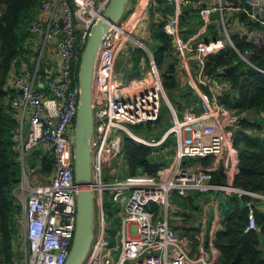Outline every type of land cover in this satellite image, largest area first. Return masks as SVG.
<instances>
[{"label": "built area", "instance_id": "built-area-1", "mask_svg": "<svg viewBox=\"0 0 264 264\" xmlns=\"http://www.w3.org/2000/svg\"><path fill=\"white\" fill-rule=\"evenodd\" d=\"M169 1L175 2L176 9L174 15L165 20L163 29L173 41L182 68H188L190 53L196 56L200 73L194 87L203 101V110H189L182 119L178 117L168 99L153 52L133 34L134 28L145 27L142 18L137 22L138 18L122 20L104 34L93 80L94 131L90 139L91 183L87 187L99 206V223L98 233L82 264H215L204 251L192 256L189 239L172 229L171 193L182 198L196 193L211 196L232 193L251 197L264 205V194L234 187L239 173L234 139L244 114L225 108L219 101L225 93L231 92V84L204 75L208 56L222 51L228 44L252 65L246 57L249 53L243 55L235 48L230 32L238 30L242 36H250L241 16L252 24L264 26V0H243L237 5H226L218 0L216 8L204 9L205 27L211 23L210 13L220 12L225 37L208 43L197 42L195 49L194 43L181 34V8L188 2ZM75 2L74 9L68 0L42 1L27 29L28 46L36 53V58L32 64L13 66L7 82V91L14 93L9 111L17 125L12 133L18 142L22 170V187L19 188L24 196L25 264H66L76 233L80 187L75 179L74 148L80 103L79 70L91 29L102 18L111 0ZM149 3L152 6L154 0ZM128 47L147 53L148 77L129 82L117 78L118 57L125 54ZM257 69L264 74V69ZM164 103L173 120L159 142L146 141L131 132L128 126L158 122ZM126 137L154 148L173 137V159L154 175L126 176L119 180L121 171L117 168L125 161ZM40 146L49 151L54 169L48 183L32 186L25 167L26 152ZM209 157L213 158L209 165L199 161ZM38 168L41 170L40 165ZM221 170L226 177L225 184L214 182ZM106 176L113 181L107 182ZM106 194L123 208L122 233L116 237L119 240L116 246L107 233L103 206ZM154 205L160 208L158 215L153 210ZM248 207L247 231H258L256 205L249 203ZM215 208L218 209V205ZM115 252H119L117 258Z\"/></svg>", "mask_w": 264, "mask_h": 264}, {"label": "trees", "instance_id": "trees-1", "mask_svg": "<svg viewBox=\"0 0 264 264\" xmlns=\"http://www.w3.org/2000/svg\"><path fill=\"white\" fill-rule=\"evenodd\" d=\"M42 1L0 0V264H18L16 248L21 239L24 222V208L17 196L22 181V170L17 151L18 142L12 133L17 125L9 111V102L14 97V93L10 94L7 91V82L13 66L20 68L23 63L32 64L36 58V53L28 46L27 29L29 23L36 17ZM185 1L188 2L187 5H198L199 0ZM223 1L226 5H237L243 0ZM203 4L202 2L201 7ZM165 9L168 10V7L166 6ZM194 15L195 13L188 8L182 10L181 27L191 26L196 20ZM240 18L248 27L249 33L256 31L264 33V26L252 24L243 16ZM164 23L165 20H160L152 29V40L158 45L153 52L154 59L158 69L165 70L162 80L170 102L176 106V109L181 110L183 107L178 100L179 97L186 106L191 105L195 97L188 91L184 94L180 93L181 96L176 95L179 91L176 62L167 63L168 59L174 57V44L164 32ZM231 40L238 52L243 55L249 53L246 57L252 65L246 63L228 44L222 51L208 56L204 75L229 82L231 92L225 93L219 99L220 104L227 109L235 110L240 115L244 114L240 117L234 139L239 154V173L234 180V187L264 194V74L257 69H264V40L263 43L256 44L239 33L231 35ZM138 49L136 55L139 61L143 57L148 59L147 53L143 49ZM161 121L162 116L155 124ZM174 146L173 137L160 146V149L141 145L126 137L124 154L127 176L156 174L160 168L168 165L163 162L162 153L166 149L174 153ZM159 156L162 157L161 160ZM199 161L209 165L213 162V158ZM37 165H40L45 175L50 176L53 172L54 162L50 155L36 159L32 167ZM214 182L226 183L222 170L215 175ZM198 197H201L200 193L194 198L188 196L180 200L182 205H189L193 210L199 211L201 206L194 202ZM217 198H219L220 219L219 227L213 237V246L220 253L219 264H264V205L251 197H240L232 193H218ZM249 203L256 205L258 231H247ZM153 210L158 215L160 208L154 205ZM184 234L190 237L192 248L197 252L201 244L200 229L197 226L190 227L184 230ZM208 244L207 234L204 246L208 248Z\"/></svg>", "mask_w": 264, "mask_h": 264}, {"label": "crops", "instance_id": "crops-1", "mask_svg": "<svg viewBox=\"0 0 264 264\" xmlns=\"http://www.w3.org/2000/svg\"><path fill=\"white\" fill-rule=\"evenodd\" d=\"M68 1L71 4L70 0H68ZM131 1L132 0H130V2ZM130 2H129V4H130ZM149 2H152V0H133L132 9L128 15V18L123 19V20H128L130 18H133V19L138 18L136 20V22L139 21L140 18H142L144 20L143 22L145 24V27H143V28L136 27L133 30V34L136 33V36L142 40H144V38H148V39L152 40V29H153V27H155L156 24H159L160 20L169 19L172 15H174L175 9H176V4L174 1L172 2L169 0H154V4L152 6L150 5ZM200 2L204 3L202 7L199 4ZM72 3H73V5H71V6L74 7V9H75L76 8L75 0H72ZM129 4H128V6H129ZM217 5H218V0H199L198 5H196V4L187 5L186 4L185 6H183L181 8V11L182 10L184 11L185 8H188L195 13L194 16H195L196 20H194L193 24L189 27H184V28L181 27L182 36L184 38L186 36L187 38H185V39L191 40L192 43H194V46H193L194 49H195V43H197V42L208 43V42L218 40V39L225 37V33H224L222 23H221L220 12L210 13L209 16L211 19V23L209 25H207L206 27H205L204 22H203L202 11L204 9L209 10V9L216 8ZM166 6L168 7V10L165 9ZM38 11H39V9H38ZM145 21H147V23ZM256 32H258V31H256ZM235 33L237 34V33H239V31L233 30L230 32V35H233ZM243 37L245 39H247L248 41L252 40L251 34H250V36L244 35ZM138 50H139L138 48L128 47L126 49V53L121 54L118 57L116 67H115V74L119 80L124 81V82H129L135 78H140L142 76L148 77L150 75L148 59H145V57H143V58H140V61H139L138 56L136 55V52ZM152 52H154V51H152ZM168 62H176V79H177V83L179 84V91L176 92V95L181 96L180 93L184 94L188 91V92H191L195 97V101H193L191 103V105H189V106H186L184 104V102L180 99V97L178 98V100L181 101L182 107H183L180 110L181 115L178 114L179 113L178 109H176L174 107V105H172V103L170 102L172 107L176 111L178 117L182 119L184 117V114L186 111L196 110L197 108H198V111L201 112L203 110V101H202L201 97L198 95V93L194 87L195 85H197V79H198V76L200 73L199 63L197 62L195 54L194 53L189 54L188 68L187 69L182 68L180 66L179 60H178L177 56L175 55V49H174V57L171 59H168L167 63ZM167 63H166V65H167ZM166 65L164 67H166ZM163 71H165V70H163ZM43 150H47V148L43 147V146L37 147V153L35 154L36 159L39 160L42 157H44V155L42 154ZM47 152L49 153L48 150H47ZM164 153L168 156L169 162H171L174 154L170 153V151L168 149H166V151ZM49 181H50L49 176H42V178L40 180L41 183L42 182L48 183ZM193 196H195V195L191 194L189 197H193ZM216 196L217 195L207 196V198L208 197L212 198V200L209 202L210 208H208L206 205L201 207V209H203L205 213H207L206 210H208L209 212H210V210H212V216H213L212 224H208L207 218L203 221H200L196 217L188 216L185 213H183V215L188 217V218L190 217L192 219V221L189 218L190 220L182 222L179 220L178 217L173 216V214L177 212L175 210V203H178L180 200H178V201L173 200L172 202L170 201L171 203H173V206L171 207L173 209L171 210V212L169 211V217L171 216L170 224H171L172 229L177 234H179L180 236H184V237L189 239L192 256H197L199 254V252L204 251L207 254L208 259L210 261L214 262L215 264H219L220 253L213 246V237H214V234L219 227V219H220L219 210L215 208L216 205L219 204V202H217L216 204L213 203V201H216V198H215ZM173 198L174 199H180L182 197L178 196L175 193ZM184 211H187V210H184ZM210 214H211V212H210ZM173 219H175V220H173ZM194 226H197L200 229V235H201V244L199 245L197 252L194 251V249L192 248V241H191L190 237L184 234L185 229L190 228V227H194ZM207 234L209 235L208 248H206L204 246L205 237ZM194 252H196V253H194Z\"/></svg>", "mask_w": 264, "mask_h": 264}, {"label": "water", "instance_id": "water-1", "mask_svg": "<svg viewBox=\"0 0 264 264\" xmlns=\"http://www.w3.org/2000/svg\"><path fill=\"white\" fill-rule=\"evenodd\" d=\"M130 0H111L108 8L92 27L82 54L79 84L80 103L75 126V179L80 187L76 233L66 264H82L94 239V197L87 188L91 183L90 139L94 131L92 110L95 62L102 37L122 21ZM62 27V21L59 22ZM162 157L159 156V160Z\"/></svg>", "mask_w": 264, "mask_h": 264}, {"label": "rangeland", "instance_id": "rangeland-1", "mask_svg": "<svg viewBox=\"0 0 264 264\" xmlns=\"http://www.w3.org/2000/svg\"><path fill=\"white\" fill-rule=\"evenodd\" d=\"M71 4L72 0H70ZM132 2L133 0L130 2L127 11L125 12L123 19H127L129 12L132 9ZM74 8V7H72ZM147 23V21H145ZM139 33V32H138ZM134 36H136V33H134ZM137 37V36H136ZM251 38L252 41H254V43H258L261 44L263 43L264 40V33L263 32H253L251 33ZM146 45L150 48L151 51H155L158 47L157 43L153 40H150L148 38H144L143 40ZM161 77L164 71L159 70ZM166 91V90H165ZM167 93V92H166ZM168 96V94H167ZM169 99V98H168ZM170 101V100H169ZM176 108V106H174ZM163 115H162V121L159 124H143L140 126H128L129 129L131 130V132L133 134H135L136 136L149 141V142H157L159 139L162 138L163 134L171 127L172 125V113L169 109V107L167 106L166 103H164V107H163ZM170 111V112H169ZM178 114L181 115L180 110H178ZM25 142H28V135H27V131L25 133ZM158 149H160L159 147H157ZM37 153V147L31 149L29 152H26V158H25V167H26V172L27 175H29L31 177L30 179V183L32 184V186H36L39 184H46V183H41L40 180L42 178V176H49V175H45L43 172L41 173V170L39 167V165H37L36 167H32V165L34 164V162L36 161L35 158V154ZM42 154L44 156H46L48 154L47 150H43ZM162 154H164V163L169 165V160H168V156L163 152ZM39 164V163H38ZM125 161L122 165H120V167L117 168V170L121 171V173L119 174V180L124 179L127 176V171H126V166H125ZM36 173V175L34 176V174ZM106 173V172H105ZM33 175V176H32ZM22 177V176H21ZM50 177V176H49ZM107 182H111L113 180H109L107 178V176L105 177ZM22 184V182H21ZM20 184V187H22ZM17 196L19 197L22 205L24 203V196L22 195V190L21 188H19L17 190ZM175 195L174 192L171 193L170 196V201L172 202L173 200L178 201L180 199H174L173 196ZM195 196L198 195V193L194 194ZM193 197H189V198H194ZM207 196H211L210 193L208 194H201V197H198L197 199L194 200V202H196V205H199L201 207L203 206H207L209 207V202L212 200L211 197ZM216 201H213L214 204H216L217 202H219V198H217V196L215 197ZM188 199V198H186ZM104 206V212H105V216H106V224H107V233L110 236L111 240H112V245L116 246L117 244H119V240L116 239V237L120 236L122 233V212H123V208L121 206V204L115 203L112 201L111 197L106 194L105 195V200L103 203ZM173 206V203H171V207ZM173 208H170V212ZM175 210L177 211L176 213L173 214V216L178 217L180 221L184 222L187 220H190L188 217L184 216L183 213L187 214L188 216H192V217H196L197 219H199L200 221L205 220L206 218L208 219V224H212V210H210V212L208 210L207 213L204 212L203 209H201L200 211H195L193 210V208H191L189 205H182V200H180L178 203H175ZM187 210V211H184ZM218 210H219V204H218ZM98 215H99V206L97 205L96 201H94V236L97 235L98 233ZM175 220V219H173ZM170 221H171V216H170ZM192 221V219H191ZM23 243H24V231L22 232L21 235V239L19 241V243L17 244V248L16 251L18 252V264H25V260H24V255H23ZM196 253V252H194ZM119 252H115V257H118Z\"/></svg>", "mask_w": 264, "mask_h": 264}]
</instances>
